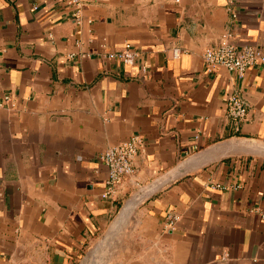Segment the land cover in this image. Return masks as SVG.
Masks as SVG:
<instances>
[{"label":"crops","instance_id":"1","mask_svg":"<svg viewBox=\"0 0 264 264\" xmlns=\"http://www.w3.org/2000/svg\"><path fill=\"white\" fill-rule=\"evenodd\" d=\"M79 3L0 0V264H76L118 235L108 264H264V65L202 60L224 34L264 48V0H234V19L227 0ZM125 44L133 65L109 56ZM135 136L103 198L99 156Z\"/></svg>","mask_w":264,"mask_h":264},{"label":"built area","instance_id":"2","mask_svg":"<svg viewBox=\"0 0 264 264\" xmlns=\"http://www.w3.org/2000/svg\"><path fill=\"white\" fill-rule=\"evenodd\" d=\"M57 2L74 7L80 4L79 0H57ZM227 3L230 6V17L236 18V14L231 10L234 0H227ZM109 56L118 57L126 65H133L138 58V54L129 44H125L118 54H110ZM202 60L208 72L217 67H223L234 73L238 78H242L249 67L264 65V48L251 44L238 48L232 37L229 34H224L219 39L216 47L207 48L204 51ZM226 115L233 121L242 120L246 116L244 103L236 97H231L226 103ZM142 145L140 137L135 136L99 156V160L107 168L108 174L106 191L102 194L103 198L111 196L121 181L132 173V160ZM262 216H264V212ZM174 221L175 217L170 215L166 221V226H172Z\"/></svg>","mask_w":264,"mask_h":264},{"label":"rangeland","instance_id":"3","mask_svg":"<svg viewBox=\"0 0 264 264\" xmlns=\"http://www.w3.org/2000/svg\"><path fill=\"white\" fill-rule=\"evenodd\" d=\"M139 195H141L140 192L135 193L134 196L127 201L125 206L127 207L132 204L134 197ZM126 207H124L121 212H123ZM135 211L136 209L132 210V212ZM120 240L122 241L123 238L121 235H118L115 238L108 239L103 237L98 243L96 242L97 244L95 243L93 248H91L92 246L88 244L87 247L83 249V252L80 254L76 264H108V260L112 257L113 249L110 248L111 250L108 251L107 245H117ZM97 245L100 247L99 250H97Z\"/></svg>","mask_w":264,"mask_h":264},{"label":"water","instance_id":"4","mask_svg":"<svg viewBox=\"0 0 264 264\" xmlns=\"http://www.w3.org/2000/svg\"><path fill=\"white\" fill-rule=\"evenodd\" d=\"M140 189H142V190H140ZM140 189H138L136 192H134L126 201H125V203H124V205H123V207L120 209V215L122 216L124 213H131L132 212V210H134V209H136L137 207H136V205L138 206L139 205V203L140 202H142V200L144 199V198H146L147 196H149L153 191H155L156 189H157V184H155V183H153V184H150V185H147V186H145V187H142V188H140ZM140 190V191H139ZM137 192H140V194L141 195H139V196H135L134 197V199H133V201H132V204H130L129 206H127L125 209H124V211L123 212H121V210L125 207V205H126V203H127V201L130 199V198H132L133 196H134V194L135 193H137ZM133 213V212H132ZM120 236V235H119ZM104 238H115V237H107V236H104ZM102 239V238H101ZM100 239V240H101ZM99 240V241H100ZM98 241V242H99ZM97 242V243H98ZM96 243V244H97ZM109 246H111V247H109ZM112 246L113 245H107V249H108V251H110L111 249L110 248H112ZM93 247H94V245H93ZM93 247H91V248H93ZM99 246L97 245V250H99Z\"/></svg>","mask_w":264,"mask_h":264},{"label":"bare ground","instance_id":"5","mask_svg":"<svg viewBox=\"0 0 264 264\" xmlns=\"http://www.w3.org/2000/svg\"><path fill=\"white\" fill-rule=\"evenodd\" d=\"M130 202V201H129ZM129 205V204H128ZM126 207V206H125ZM129 213H127V215H128ZM125 217V216H124ZM126 219V218H125ZM121 224H122V222H121Z\"/></svg>","mask_w":264,"mask_h":264}]
</instances>
